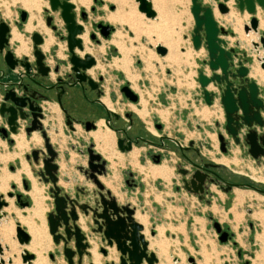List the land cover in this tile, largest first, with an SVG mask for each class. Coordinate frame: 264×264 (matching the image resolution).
I'll use <instances>...</instances> for the list:
<instances>
[{
	"label": "water",
	"instance_id": "water-1",
	"mask_svg": "<svg viewBox=\"0 0 264 264\" xmlns=\"http://www.w3.org/2000/svg\"><path fill=\"white\" fill-rule=\"evenodd\" d=\"M137 8L143 12L146 17L155 15L149 0H135ZM234 11L243 14L246 11L249 14L247 21L243 24V32L248 35L254 33L255 39H251L250 46L253 53L260 56L257 57L258 65L264 70V28H259V18L261 15L264 19V0H190V13L193 18V24L189 32V40L195 50L203 48L206 52V59L203 60V67L197 69V81L202 94V98L206 105H212L214 98L218 99L223 112V119L220 124L216 123V137L220 144V149L225 152L226 144L245 143L248 146V152L253 158H257L264 154V98L259 94L264 92V86L258 84L255 79L249 77V66L252 57H247L246 53L238 54L235 46L238 41L234 42V46L227 45L228 37H233L234 32L230 24L221 25L214 16V10L220 16L228 15L230 6ZM50 12H57L62 20L63 28L66 32L65 42L67 47L68 58L63 62L67 69L73 74L75 82L67 83L61 78L57 82L48 74L49 67L44 66L42 61L44 55L38 48L42 42V36L38 32L31 34L33 43L34 61H28L27 57L17 59L13 57L10 50L2 53V49L8 44V24L0 19V63L6 68L0 69V76L4 72L14 73L16 67H20L22 71L16 73V79L7 83L0 81L2 88V99L0 102V115L5 116L9 131L15 133L17 128V118L21 120H29L24 131L26 135L33 130L40 133L42 145L32 149L26 155V159L32 160L39 166L32 169V172L38 175L44 183H48L47 192L51 198V209L46 213V221L48 231L51 235L52 242L55 246L60 245L61 252L67 264H82L84 257L88 258V264H94L89 249V237L98 235L99 247L98 252L104 257L101 264H156L158 258L153 250L149 249V241L143 234V225L138 222L135 217V206L129 202H119L111 191L106 188L98 178V175L104 172V164L106 163L101 155L94 152L92 144L86 148V167L83 170L86 180L93 184V187L83 185L75 188L74 192L57 185L58 180V164L55 162L57 152L49 141V137L45 131L44 125L39 118L42 117V107L38 105V101H50L55 99L60 102V95L67 94L72 96L71 91H65L63 85L67 89L78 85L82 88L81 81H85L86 76L84 70L95 64V59L86 53L83 57L77 55L76 50L83 48V41L80 37L84 26L82 22H78L74 10V4L69 0H48ZM260 9V12L257 10ZM258 14V15H257ZM27 15L25 10L20 11L21 20ZM82 21L87 19V13L82 10L80 13ZM45 24L55 31L57 26L53 23L54 16L48 14L45 16ZM234 19H231V24ZM92 26L97 29L98 35L103 39L108 38L113 27L109 24L98 21ZM89 38L96 43L94 32H89ZM156 53L165 55L167 49L157 46ZM248 58L250 61H248ZM246 63V65L244 64ZM207 67V69H205ZM34 68L36 73H32ZM66 70V71H65ZM53 72H57V67L53 68ZM34 74V75H33ZM39 76L44 82L36 80L34 77ZM52 82L51 84H47ZM92 86L90 79L87 80ZM57 83H61L58 85ZM212 85L214 89H209ZM39 88L45 93L39 91ZM59 90V93L54 92ZM53 91V93L51 92ZM121 91L132 102H136L138 94L130 87L124 84ZM69 120L67 121V124ZM108 125V121L106 120ZM88 129L87 123H85ZM92 126V125H91ZM109 126V125H108ZM159 127V124H156ZM3 136H6V130L0 128ZM122 139H118V147L120 150H129L131 148L130 141L126 145H121ZM197 168L189 173L186 169L178 171L182 177L183 188L198 195L201 199L204 188L210 180L205 179V174L201 167L217 166L213 163H203L202 166L194 164ZM99 167L100 170L96 169ZM187 174L188 177H185ZM24 190L29 189V183L26 179H22ZM250 186V184H247ZM14 188V185L11 186ZM229 186L227 187V189ZM5 197L12 198L15 206L19 208L27 207L29 201L20 192L6 191L0 193V219L6 216L3 208L7 206ZM82 219L88 231L81 228L79 220ZM90 222L96 225V228L90 226ZM15 238L20 245H27L30 241V235L26 229L20 225L18 221L14 222ZM213 228L218 234L220 242L228 241V232L221 230L218 221L212 222ZM150 235H154L153 229H150ZM234 243V242H233ZM114 248L116 251V259H105L108 256V249ZM0 247V254H1ZM50 260L54 259L53 255L48 254ZM21 261L30 264L35 258L33 253L23 250ZM176 261V258L173 260ZM194 264V260L189 258ZM1 264V263H0ZM243 264H248L245 261Z\"/></svg>",
	"mask_w": 264,
	"mask_h": 264
},
{
	"label": "crops",
	"instance_id": "crops-1",
	"mask_svg": "<svg viewBox=\"0 0 264 264\" xmlns=\"http://www.w3.org/2000/svg\"><path fill=\"white\" fill-rule=\"evenodd\" d=\"M69 1L74 4V10L77 13L81 10H84L87 13V21L85 23L90 24L91 21L95 23L98 21H102L103 23L109 24L113 27L112 33L108 36V38L103 39L100 35H98L99 42L96 44L97 50L101 52V55H99L98 57H101V59L105 61H109L110 65L114 57H120L117 56L118 54H120V52L118 50V47H116V43L124 42L122 44H125V47H129L130 45V47L132 48L136 46L137 48L148 47L155 49V47L160 46L167 49L172 48L173 46L179 47L181 42L180 36H182V40H185L184 38L186 37L189 40V31L193 24V18L189 9L190 0H149L151 3L152 10L155 13L153 17H146L143 12H140L137 8V2L135 0ZM43 2L44 3L41 4V6L43 9L42 16L44 17V10L49 8L48 3H46V1ZM19 5V7L23 8L28 13V17L26 18L25 22L18 21L17 26H15L13 22L19 19L18 9L16 10V15L13 19L4 16L1 12V16L3 15L5 17L3 19H8L10 21L11 37L9 43L10 46L13 47L15 55L21 56L30 53V35L33 31H37L43 36V43L40 46L43 52L47 53L50 58L53 55L58 59H66L67 47L64 37L65 31L62 27L61 19H57L56 17V21L54 16L53 23L58 27V31H51L50 27L45 25L43 17H40V15L35 16V9H33L34 11L32 10V12H30L28 9L24 8L20 3ZM106 8H108V10H106ZM257 11L260 12V9H258ZM232 12L235 17L240 21L239 30H241V33L244 37H247V40L239 38L237 34V29L239 27L238 24L233 27V23L231 24L228 20L225 21L223 16L221 17L217 12L219 16H216L215 14L214 16L218 20L219 24L224 26L230 24L234 32L233 37L227 36L229 41L227 45L234 46V42L238 41L237 46H235L238 54L246 53L247 57L253 58L252 61H250V59L248 58V61H250L252 65L254 63L259 67L257 57L260 56L261 53L259 55H256L255 53H253V50L250 46L251 39H255L256 35L252 32L246 35L242 29V26L247 21L249 14L246 11H244L243 14H239L238 12L234 11L233 8ZM30 14H33L34 16L31 20L33 28L28 30L26 28V24L28 23ZM109 14L122 16L123 20L128 14L130 20L133 23V27L130 26L125 20L119 21L108 19L107 16ZM55 15H57V13H55ZM220 18H222V20ZM39 20L42 21L44 27L37 25V21ZM135 25L137 27H135ZM35 27L37 29H35ZM13 30L17 32L18 38H13ZM46 30H48L49 32L47 33ZM116 38H118L120 42ZM47 39H50V43L45 47L44 45ZM171 44L173 46H171ZM100 46L103 47L102 51L99 50ZM19 47L22 48V51L18 52L17 50ZM88 48H91L92 50L94 49V45H90L88 46ZM83 49L84 50L79 52V55H83V53H86L85 46ZM193 50L195 61H203V56L205 57V54H202V58H198L199 55H197L196 53L201 52V49L195 50L193 48ZM87 53L94 57L97 61L96 55H94L92 52ZM115 54L117 55L114 56ZM165 55H167V53ZM165 55L159 56L163 58ZM244 64L246 65V63ZM94 69L95 71L97 70L102 73V70L100 71L98 68H96V66ZM102 74L104 76V89L106 93L103 99L107 98L110 104H112L116 108V110L126 108L135 113L139 118V121H145V119L141 117L137 112V109H142L143 107L140 99L137 103L122 101V95L120 94L119 89L121 85L129 84L130 82L126 78L125 73L122 70L114 67L110 73L106 72ZM249 77L252 78V76L250 75V71ZM176 92L177 91L174 89L173 86H169L168 88H165V90L160 88L157 92L154 93L155 96L150 98L152 102L151 104L153 106H149L148 109V107H146L145 105L147 111L145 117L150 118L151 122H153L154 124L158 123L161 128L159 132H152L154 135L161 134L162 136L176 140L177 143L182 145H186L188 144V142L192 141L198 147L201 143L199 142V139L205 137L207 139L206 141L208 143L207 145H209V149L214 151L217 157L216 159L212 157H205L204 153L200 152L199 157H201L203 160H213L214 162L219 163L220 165L225 166L226 168H229L231 170H233V167L248 166L251 171L258 170L263 172V163H260L258 166H253L252 159L248 157L241 158L239 156L238 149L236 151L234 150V152L230 149V152L228 153H222L220 151L219 143L216 138V130L215 128H213V126H215L214 120L219 119L218 115L212 114L209 118L203 119L202 117H200V115L198 116V114L195 112L196 109L202 110L204 107L209 108L202 100L201 95L196 97L194 96L193 98H191V91H187L186 94L189 95L186 98V100H188V106H184L179 104V97L173 98L169 96L173 95V93ZM112 93L114 94V101H111L110 99V95ZM103 99L102 102L104 103ZM161 103H164V105H171L174 108L172 111L174 112V116L178 117L184 123L185 126L174 127L171 130L170 114L168 112L167 106H164ZM50 104L51 107L49 108V114L43 122L46 128V132L49 136L50 143L57 151V157L55 159V162L58 164L57 185L65 189H70L71 192H74L75 188L81 187L83 185H87L89 187L92 186L91 182L86 180L83 173L80 172V170L78 169V165L84 162V160L81 158V155L79 154V149L83 146L84 143L92 141L94 143L95 150L99 152L108 162V172L105 174V176L102 175L99 178L101 180L102 178L108 179L110 183L114 184V187L112 188H110L109 185L105 186L111 190V192L116 196L117 200L123 202H130L136 207V210L146 215L148 220L151 219V221L149 220V222L151 223V229L156 231L155 236H160V228L162 229V233H165L166 231L171 232V227L169 225L173 226L174 223L176 224V226L173 227H176L179 230H183L186 228L187 225L186 220L189 219V225H191L192 221L195 222L193 215L195 211L198 212L200 216L197 217L200 218L201 215L204 217L208 215L204 212L206 209L212 210L211 208L216 207L218 211L225 214L226 218L232 219V224L228 225L225 223V225H227L230 230L234 233V240L235 238L238 239L239 237L235 230L241 234H245L243 222L246 221L247 228L249 230L247 233L249 236V240H254L255 243L259 241L260 247L262 246V243L257 238V236L264 232V220L259 217H256L255 214L264 210L263 195L255 192L252 189L238 187H234L230 193H225L217 187L213 186L211 201L210 203H207L206 200H200L197 196L185 191L181 187V184L178 181L179 176L174 166V161L178 159L176 156L173 155L175 159H173V156H170V158L172 159L171 161L169 159H165L161 163L165 164L170 170V174L167 178H163L159 175H153L152 167L157 165L153 164L150 160L147 159L145 155V150L147 149V147L133 146L132 150L137 149L135 159L130 156V152L132 150L130 152H122L118 150L116 146V134L109 126L105 124L103 118L105 117L104 114H101L99 119L100 123H97V128L95 130L86 131L78 123H73V127L68 126L66 124L64 112L61 107L56 102H51ZM177 105H179V108L177 107ZM136 106H139L140 108H136ZM163 106L165 108H162ZM188 108H190V111L188 110ZM162 110L167 111V116L165 118H161L160 116V111ZM188 114L191 115L190 118L188 117ZM191 119L194 120L195 123H192ZM186 129L189 132H187ZM193 129L197 130L196 138H193L194 135L191 132ZM100 132L102 133L100 134ZM96 133L98 135L100 134L99 136L101 137H105L104 135L108 134L106 135L107 139L111 141L112 147L122 156V160L114 158L112 159V161H109L106 158L104 153H102L101 150L97 147V144L101 143L102 140H98L96 138ZM12 139L13 142L9 143L6 140L0 138V172L2 170L8 169V171L12 174L18 173L19 181L11 180L9 181V185L10 187L14 185V188L12 189L13 192L16 191L22 193V195L29 201L30 207L33 205V202L27 192L31 190L32 187H35L36 189L41 188L45 196V200L49 203L51 209V198L49 197L47 192V187L49 184L44 183L43 180L38 177V175L32 172V169H37L39 166L35 165L31 159H26V155L29 154L32 149L38 148L42 145V138L40 134L37 131H33L29 137H26L25 133L21 131L18 134L13 135ZM185 141L186 143H184ZM6 150H10L8 151L9 156H5L7 154L5 153ZM3 156H5L6 159H3ZM139 158H143V164H140ZM221 158L226 159L228 161V164L226 165L222 162H218V160ZM262 160H264V158H262ZM129 170L134 173L135 178H139L137 186L131 187L125 184V176L128 173H131ZM262 176L264 177V172ZM22 179H26V181L29 183L28 190H24L22 185ZM177 185H179V188L176 187ZM117 191L121 193L123 199L120 198V196H117ZM237 191L241 192V202H238L237 200ZM247 202H251L252 204H254V208H252V206ZM179 207L182 208V212L186 211V220H184V223L181 222L182 224H178L180 223V221L178 222L175 218L172 219L171 217L172 220L169 218L170 215L172 216L173 214H177V208ZM24 208L27 207H23L20 209L23 210ZM47 211L48 210H46V213ZM236 215L239 216L238 219L235 218ZM208 217L210 216L208 215ZM245 217H248V219H245ZM233 223H235V227L237 229L233 227ZM178 225L181 226L178 227ZM187 228H189V226H187ZM177 232L180 235L183 234L182 231ZM171 233L176 235L175 232ZM186 234L187 238L192 239L195 235L191 229L186 232ZM55 255L56 256L51 261L52 264H66L65 261H63L64 259L62 258V255ZM83 264H88L86 257H84L83 259Z\"/></svg>",
	"mask_w": 264,
	"mask_h": 264
},
{
	"label": "rangeland",
	"instance_id": "rangeland-1",
	"mask_svg": "<svg viewBox=\"0 0 264 264\" xmlns=\"http://www.w3.org/2000/svg\"><path fill=\"white\" fill-rule=\"evenodd\" d=\"M28 1L31 3L33 1L31 7L26 6V4H29V3L22 2L21 0H0V13L2 12L4 16L9 17L10 19H13L16 15V10L20 6L19 5V3H20L23 7L25 6V8L28 9L30 12H32V10L35 9V11L33 10L35 16L40 15V17H43L42 16L43 9H42L41 4L44 3L43 1H46V3H48V0H43V1L42 0H28ZM106 10H108V8H106ZM37 13H39V14H37ZM3 15H2V18H5ZM53 16H55V19H56V17H57V19L60 18L58 16V14L55 15V12L53 13ZM33 17H34L33 14H30L29 19L32 20ZM43 19H44V17H43ZM57 19H56V21H57ZM31 20H30V22H31ZM79 21H80V19H79ZM40 22H42V21H40ZM91 22H90V24L83 23V26L85 29L84 33H86V35L88 34L87 40H86V42H83V44L85 46V49H87V51L92 52L94 55H96V59H97L96 67L100 71L102 70V73H106V72L110 73L113 70L114 66L110 65L109 61H105V60L101 59V57H98L99 55H101V52H99L97 50V47H96L97 43L95 41L91 40L90 38H88L90 29H92ZM37 25H38V23H37ZM42 25H43V23H42ZM51 31H53V30H51ZM184 39L185 40H182V36H180L181 42H180L179 47L170 48V49H172L171 51H172V55L174 56V58H180L181 57L180 58L181 62H179L180 65H178V63L177 64L167 63L165 61L167 55H165L162 58L156 53L155 49H153V48L133 47L134 51H132V53H129V56H128L129 57V71L131 74L136 75L135 80L136 79L137 80L134 81V83L131 80H129V79L128 80L130 81L129 82L130 87H132V89L135 90V92L139 96V99L141 100V104L143 105L142 109L143 108L145 109V114H143V115L147 114L145 105H146V107H148V109H149V106H153L151 104L152 102H151L150 98L155 96L154 93L157 92L160 88L165 90V88H168L169 86H173L177 92L173 93V95H169V96L173 97V98L179 97V99H180L179 104L184 105V106L188 104V100H186L187 96H189L188 94H186L187 91H191V93H192V95L190 96L191 98H193L194 96L196 97V96L200 95V88H199V84L197 81V74H198L197 69L204 66L202 64L203 61H199V62L195 61L193 47L191 46V43L187 39V37ZM100 40H101V38H100ZM87 45L88 46L94 45V49L91 50V48H88ZM100 48H102V50H103L102 46H100ZM100 48H99V50H100ZM200 49H201L202 53L196 52L197 55H199L198 58H202V54H205V57L203 56V58L206 59L205 50L203 48H200ZM102 50H100V51H102ZM140 52L143 53L144 55H151L152 56V58H150L151 64H150L149 68L145 66V63L140 58ZM186 54L190 55L189 59L188 58L186 59V57L184 56ZM116 55L117 54H115L114 56H116ZM117 56H121V54H118ZM176 65H178V66H176ZM251 65L252 64L249 63L250 67H251ZM256 67L259 70H261L257 65H256ZM205 69H207V67H205ZM207 71H208V69H207ZM250 75H252L251 69H250ZM107 82H108V80H107ZM171 101H173V100H171ZM161 104L164 105V103H161ZM164 106H167L168 112L170 114L171 130L174 127H184L185 126L184 123L178 117L174 116V112H172L174 108L171 105H167V104H165ZM164 106L162 108H165ZM177 107L179 108V105H177ZM136 108H140V107L136 106ZM142 109H137V112L139 113V111ZM203 109H207L209 111V113H208L209 117L212 114H215V115H218L220 121H222L223 112H222V109L220 108V104L218 103V99L216 100V102L211 107H209V108L204 107ZM188 110L190 111V108H188ZM161 112H165L166 116H167L166 110H162V111H160V113ZM188 117L190 118L191 115L188 114ZM209 117H206L205 119H207ZM143 118L145 119V121L152 123L150 118L145 117V116H143ZM192 123H195L194 120H192ZM213 128H215V130H216L215 126H213ZM187 132H189V131L187 130ZM191 132L194 135L193 138H196L197 130L193 129ZM206 140L207 139L205 137L199 139V142H201L199 144V147H198L199 151L201 153H204L205 157H212V158L216 159L217 155L214 153V151L209 149V145H207L208 143ZM184 143H186V141ZM104 146H105V143H104ZM104 148L108 149V146L106 145ZM231 150H233V152H234V150L235 151L237 150V147L233 146V147H231ZM8 151H10V150L5 151V153H7L6 155L4 154L5 156H9ZM110 153H113L115 158L122 160V158H121L122 156L118 152H116L115 150H114V152H110ZM136 154H137V149H134L132 152H130V156L134 159L136 158ZM5 156H3L4 157L3 159H6ZM173 159H175L174 156H173ZM222 159L223 158L219 159L218 162H221ZM224 160H226V159H224ZM110 161H112V159H110ZM222 163H224V161ZM162 166L166 167V169L168 170V172L170 174V170L167 168V166L165 164H161L158 167H162ZM0 167H1V165H0ZM238 168L240 169V167H233L234 170H237ZM139 169H140V166H139ZM11 174L12 173L9 172L8 169L2 170L0 172V175H3L6 178V181H4V184L7 185V188L4 192H2L4 194L6 191H13L9 185V181H11V180L19 181L18 173L12 174V175ZM9 175H11V176H9ZM251 175L253 176L254 179L261 180V179H259V177H261V176H255V174H253V173ZM7 176H8V178H7ZM262 178H264V177H262ZM102 181L104 182L105 185H109L110 188L114 187V184L110 183V181L108 179L102 178ZM27 193L30 196V198L32 199L30 190ZM35 195H37V197H38V200H37L38 214L32 218V221L34 223H36L38 226H40V229L42 226V229H41L43 231L42 235L46 239V241L44 239L45 249L42 250V252H41L42 262H43L42 264H52V262L48 256V253L49 254L51 253L53 255V257L56 256L55 254L62 255L61 252H57V249L60 250L61 246L60 245L54 246V243L52 242V239H51V235L48 231V225H47L45 215H46V210L49 211L50 206H49V203L46 202V200H45V196L42 192V189L41 188L36 189ZM117 196L118 197L120 196V198L123 199V197L119 191H117ZM6 198L7 197H5V199ZM7 199H9V198H7ZM247 203H249V202H247ZM249 204L252 206V208H254V204H252L251 202ZM7 207H8V204H7V206H5L3 208V211L6 212V216H4V218L0 219V224H2L4 226L6 225V227H9L10 228V234H9V241L8 242H5L0 237V247L2 250L1 254H0V260H2L5 264H11L12 260L15 259V260H17V262L19 264H25V263H22L20 254L22 253L23 249L28 250L25 246H27L29 243L27 245L18 244V242L15 238L14 222L18 221L20 223V217L25 216L24 212L26 209L30 208V205L27 206V208H24L23 210H21L20 208L16 207L13 204V199H12L11 207L13 208V210L12 209L8 210ZM170 208H171V206H170ZM211 209L212 210L206 209L204 211L205 214H208L210 217H208V215L205 217L201 215V217L198 218L197 216H200V215L198 214L197 211H195V213H193L195 222L192 221L191 225H189L190 224L189 219L186 220V211L182 212L181 207L177 208V214H173L172 216L170 215L169 218L171 219V217H172V219L175 218L178 222L180 221V223H178V224H182L181 222L184 223V220H186V222H187L186 228L183 230H179L176 227H173V226H176L175 223L173 226L169 225L171 227L170 231L175 232V234L177 236L172 234L169 231L162 233L161 228L159 229L160 236H155L156 235L155 230H154V235L151 236L150 235L151 223L149 222V220L151 221V219L148 220L146 215H144V214H142V212L138 211L141 215H144V217H145L144 223H145L146 229H147L145 238L148 239V241H149V246H148L149 249L153 250L155 255L158 258V262L156 264H193L191 261H189V258H192L194 260V264H243L245 261H247L248 264H264V257L260 253L262 246L260 247L259 241H257L258 243L257 242L255 243L254 240H251V241L249 240V238H248L249 236L247 234L249 230L247 228L246 221L243 222L244 228H245L244 229L245 234L244 233L241 234L235 230V232L239 236L238 239L235 238V240H234V238H233V239H229L227 242H220L218 240V235L213 228L211 219L218 221L220 223V225L221 224L224 225L225 223L229 225V224H232L233 221L231 218H226L225 214L218 211V209H216V207H213ZM255 215H262V218L264 220V210L260 211L259 213L255 214ZM238 217H239L238 215L235 216L236 219H238ZM245 219H248V217H245ZM190 220H191V218H190ZM79 223H80L82 229H85V231H88V227L86 226V224L84 223V221L82 219L79 220ZM22 225H24L27 233L30 235V238H31L33 236L31 231L28 230L26 224H22ZM179 226H181V225H178V227ZM187 226H189V228H187ZM233 227H235V223H233ZM190 229L195 234L193 239L187 238L186 232H188ZM177 231H182L183 234L180 235ZM261 234H264V232ZM49 236H50V238H49ZM46 237H48V238H46ZM89 243H91V248L89 249V251L91 253L92 262L94 264H101V261L104 260V257L98 252L99 238L91 236V237H89ZM108 251H109L108 256L105 259H116L117 260V257H116L117 254H116V251L114 250V248H108ZM158 252H160V253H158ZM33 254L35 255V253H33ZM62 258H63V256H62ZM175 258H176V261H173ZM63 261H65V260H63ZM87 261H88V258H87ZM65 263H66V261H65ZM30 264H34V260H31ZM55 264H57V263H55Z\"/></svg>",
	"mask_w": 264,
	"mask_h": 264
},
{
	"label": "flooded vegetation",
	"instance_id": "flooded-vegetation-1",
	"mask_svg": "<svg viewBox=\"0 0 264 264\" xmlns=\"http://www.w3.org/2000/svg\"><path fill=\"white\" fill-rule=\"evenodd\" d=\"M21 10H24V9L21 7H18V18L19 19L13 22L15 26H17L18 21L25 22L26 18L28 17V13H27L25 19L21 20V17H20V11ZM81 11H79L78 13L75 11V13H76L77 21L79 23L82 22V24H83L87 21V19L85 21H82V17L80 15ZM53 13L54 12H51L52 15H53ZM55 13H57V12H55ZM48 14H50L49 9H45L44 10V18ZM0 19L4 20L9 26L8 44L4 46V48L2 49V53H4L6 50H10L13 53L14 58L22 59L23 57H27L28 61L33 62L35 58L33 56V43L31 40V35H30V40H31L30 53L25 54V55H21V56H16L14 53L13 47L10 46V43H9L10 42L9 40L11 37L10 21L8 19L7 20L3 19L1 16V13H0ZM79 19H80V21H79ZM44 23H45V19H44ZM94 23L91 22L92 29L90 30V32H94L96 34V38H98V33H96L97 29L95 28V26H92V24H94ZM62 27H63V24H62ZM55 31H58V27ZM33 32H37V31H33ZM83 33H84V31H82V34ZM111 33H112V31H110V35H111ZM65 34H66V32H65ZM87 36H88V34H87ZM80 37H81V35H80ZM42 43H43V36H42L41 44ZM41 44L38 45V48L41 51V53L44 55V58L42 61L44 62V66L49 67L48 74L53 79V82L54 83L57 82L58 78H61L62 81H65L67 83L75 82V80L73 78V74H72V72H70V70H67V72L64 73V69H67L69 67V66H66L65 63H63L68 58V53H67L66 59H58V58L54 57L53 55L50 58L47 53H45L41 50V48H40ZM83 48H84V44H83ZM83 48H82V50H83ZM82 50H80V51L76 50L77 55L80 57H83V55L86 54V53H83V55H79V52H81ZM0 59H1V56H0ZM95 66H96V60H95L94 65H92L90 68H87L84 70L83 73L86 76V79H85V81H81L82 88L79 87L78 85H75L74 87H70V89H67L65 84L57 83L58 85H60V84L63 85L65 91H68V92L71 91L73 94L72 96H68L67 94L63 93L60 95V102H57L55 99L50 100V101H44V100L40 99L37 102L38 105L42 107V117L39 118V120L43 125H44L43 121L45 120V118L49 114V108L51 107L50 106L51 102H56L61 107V109L64 112L66 124H67V121L69 120V122H68L69 124H67L68 126L73 127L72 126L73 123H78L86 131L95 130L97 128V123L99 122L101 114H104L105 117H103V118H104L105 124H106V120H107L109 127L116 134V146H117L118 150H120L118 147V144H117L118 139H122L121 145H123V146L126 145L127 141H130V144H131V148L129 150H120L122 152H130L132 150L133 146L134 147H141V146L147 147V149L145 150V155H146L147 159L150 160L153 164L157 165V167L160 166L159 164H161L165 159H169L171 161L172 159L170 158V156H173V155L176 156L178 159H176L174 161V166H175L176 172L178 173V176H179L178 181H180L182 188H183V183H182L181 179L184 176H182L180 174V172L178 171L179 169H186L189 171V173H191L192 171H194L197 168L194 164L202 166L203 163H213V164L217 165V166L201 167L202 172L205 174V179L210 180V182L206 184V188H204L201 199L198 196V195H200L199 193L194 194V193L187 191L186 189L183 188L185 191L190 192L193 195L197 196L200 200H206L207 203H210L211 195L213 193V189H212L213 186L217 187L218 189H220L221 191H223L225 193H230L234 187L247 188V189H252L255 192L264 196V182L262 180L254 179L253 176L251 175L253 173V174H255V176L263 177L262 175H263L264 170H263V172L258 171V170H252L251 171V169L248 166H239L240 169L238 168L237 170H234V169L231 170L229 168H226L225 166L220 165L219 163L214 162L213 160H210V159L203 160L201 157H199L200 151H199L198 146H196L194 144V142L190 141V142H188V144L182 145V144L177 143L176 140L162 136L161 134L154 135L153 134L154 132H156V131L159 132L161 130L160 126L157 127L156 124H154L153 122L149 123L147 121H139V118L137 117V115L135 113H133L132 111L126 109V108L121 109V110H116V108L112 104H110V102L107 98H106V100L109 102L110 105H108V106L105 105L102 102V99H103V97H105V94H106L105 89H104V76L101 72L95 71V69H94ZM54 67H57V72H53ZM5 68L6 67L2 63H0V69H5ZM14 71H15L14 73H10V74L4 72L3 75L0 76V81L3 83H7V82H10L13 80H17L16 79V73L22 71V69L20 67H16ZM31 71L34 74L36 73L34 68H32ZM34 78L40 82H44V79L42 77L35 76ZM88 79L91 80L92 86L89 85V83L87 82ZM51 83L52 82H48L47 84H51ZM261 84L263 85V83H260V85ZM123 85H121V87ZM121 87L119 90H120V94L122 95V101L132 102L121 91ZM2 88H3V86H0V102L2 99V93H3ZM212 89H214V87ZM39 91L42 93H45V91L40 89V88H39ZM51 92L53 93V91H51ZM54 92L59 93V90L57 89ZM200 95L202 97L201 91H200ZM259 95L262 98H264V92L263 91H261ZM110 99H111V101H114V94L113 93L110 95ZM138 100H139V96H138L137 101L132 102V103H137ZM202 100H203V98H202ZM216 100H217V98H214L212 105L216 102ZM212 105H206V106L211 107ZM220 108H221V106H220ZM262 115L264 117V112L262 113ZM16 121L18 123L17 128H16L17 130L15 133H13V132L9 131V129H8V125H7L5 116L0 115V128L5 129L6 133H7L6 136H3V134L0 132V138L6 140L9 143H12L13 142V139H12L13 135L18 134L21 131H23L25 133L24 128L26 127L29 120L28 119L27 120H21V119L17 118ZM214 122H215V124L216 123L220 124L222 121H220V119H215ZM85 123H87V125L89 127L88 129H86ZM44 127H45V125H44ZM216 130H217V128H216ZM33 131H36V130H33ZM33 131H31L29 133V135H26V133H25V136L29 137ZM45 131H46V128H45ZM49 141H50V139H49ZM218 143H219V141H218ZM91 144H92V149L94 150V152H97L95 150V146H94V143L92 141H89L88 143H84L83 146L79 149V154L81 155V158L84 160V162L78 165V169L80 170V172L83 173V175H84L83 170L86 167V156H87L86 148ZM97 145L104 146V144L102 142L98 143ZM233 146L237 147V149L239 150V156L241 158L248 157V158L252 159L253 166H258L260 163L264 164V160H262V158H264V154L260 155L257 158H253L249 154V152H248L249 148H248V146L245 145V143L233 144V145L226 144V151L225 152H223L220 149V144H219V149L222 153H228V152H230V149ZM106 151H107V148H106ZM97 153H99V152H97ZM101 158L104 159L106 162L104 164L105 170H104V172H102V174L98 175V178L102 175L105 176V174L108 172V168H107L108 162L102 155H101ZM114 158L115 157H112V159H114ZM139 162H140V164H143V162H144L143 158H139ZM96 169L100 170L98 166L96 167ZM129 171L131 173L130 174L128 173L124 178L125 184L127 186H131V187L137 186L138 182H139V178H135L134 173H132L131 170H129ZM188 175L189 174H187L185 177H188ZM99 180L105 186L104 182H102V180L100 178H99ZM247 184H250V186H248ZM228 186H229V188L227 189ZM90 187H93V184ZM176 187L179 188V185H177ZM106 188H108V187H106ZM14 193H16V191H14ZM117 201H119V200H117ZM119 202L125 203L127 201H125V202L119 201ZM135 211H136V207H135ZM211 221L213 222L215 220L211 219ZM90 226L93 228H96V225H94L92 222H90ZM221 230L222 231L226 230L228 232V240L234 238V233L230 230V228L227 225L221 224ZM93 236L96 238H99L98 235H93Z\"/></svg>",
	"mask_w": 264,
	"mask_h": 264
},
{
	"label": "bare ground",
	"instance_id": "bare-ground-1",
	"mask_svg": "<svg viewBox=\"0 0 264 264\" xmlns=\"http://www.w3.org/2000/svg\"><path fill=\"white\" fill-rule=\"evenodd\" d=\"M22 2H26V3H29V4H26V6H28V7H31V5H32V3H33V1H32V3L31 2H29L28 0H21ZM120 1V0H119ZM119 1H118V3H119ZM82 3V2H81ZM231 3L232 2H228V5L230 6V12H229V15H227V16H223V18L225 19V21L226 20H228L229 22H231V19L233 20L234 19V22H233V27H235V25L236 24H238L239 25V27H238V29H237V34H238V36H239V38H241V39H243V40H247L246 38L247 37H244L243 35H242V33H241V30H239V28H240V21L235 17V15L233 14V12H232V7H231ZM123 5V4H122ZM118 7H119V5H118ZM24 8H25V6H24ZM120 10V9H119ZM123 10V9H122ZM214 14L216 15V16H219L218 14H217V11L216 10H214ZM126 18H124V20L125 21H127L128 22V24L130 25V26H132L133 27V23H132V21L130 20V17L128 16V14L125 16ZM222 17V16H221ZM107 18L108 19H110V20H119V21H124L123 20V17L122 16H119V15H114V14H109L108 16H107ZM106 18V19H107ZM258 18H259V28H264V19H263V17L261 16V15H258ZM221 20H222V18H220ZM30 20L31 19H29L28 20V23L26 24V28L28 29V30H30V29H32L33 28V26H32V24H31V22H30ZM38 25H40V26H42V27H44L43 25H42V22H40V21H38ZM135 27H137L136 25H135ZM35 29H37L36 27H35ZM39 29H41V28H39ZM42 31V30H41ZM47 31V33L49 32L48 30H46ZM12 34H13V38H18V34H17V32L15 31V30H13L12 31ZM120 34V33H119ZM118 34V35H119ZM81 38H82V41L83 42H86V40H87V35H86V33H84V34H82L81 35ZM117 40H118V38H116ZM134 39V38H133ZM53 40V39H52ZM119 41V40H118ZM122 41V40H121ZM45 42V41H44ZM120 42V41H119ZM50 43V39H47L46 40V43H45V47L48 45ZM122 43H124V42H122ZM122 43H116V47H118V50H119V52H120V54H121V56L120 57H114V59L112 60V63H111V65L112 66H114L115 68H118V69H120V70H122L124 73H125V75H126V78L127 79H129V80H131L133 83H134V81H136L135 80V77H136V75H133V74H131L130 73V71H129V53H132V51H134V49L132 48V47H130V45H129V47H125ZM127 46V45H126ZM171 46H173L172 44H171ZM136 47V46H135ZM139 47V46H138ZM175 46H173L172 48H174ZM84 50V49H83ZM100 50H102V48H100ZM172 49H168L167 48V56H166V62L167 63H173V64H177L178 63V65H180L179 64V62H181V57L180 58H174V56L172 55V51H171ZM18 52L19 51H22V48H18V50H17ZM24 51V50H23ZM85 51H86V53L87 52H89V51H87V49H85ZM142 52V51H141ZM140 52V58L143 60V62L145 63V66L146 67H150V64H151V60H150V58H152V56L151 55H144L143 53H141ZM185 57H186V59L188 58L189 59V57H190V55L189 54H186V55H184ZM184 63V62H183ZM178 65H176V66H178ZM136 74V73H135ZM251 74L253 75H251L259 84L260 83H263V85H264V70H259L257 67H256V64H254L253 63V65L251 66ZM132 83V84H133ZM134 85V84H133ZM132 88V87H131ZM208 88L209 89H212L213 87H212V85H209L208 86ZM142 99V98H141ZM103 101H104V103L108 106V105H110L109 104V102L106 100V98H104L103 99ZM141 101V100H140ZM195 112L198 114V116L200 115V117H202V118H206V117H209V111L207 110V109H202V110H195ZM140 116H145V115H143V114H145V109L143 108L142 110H140L139 111V113H138ZM160 116H161V118H165L166 117V113L165 112H161L160 113ZM102 131V130H101ZM99 132V131H98ZM102 132H100V134H101ZM110 133V132H109ZM99 134V135H100ZM104 134V133H103ZM94 135V134H93ZM97 133H96V138L99 140V139H101L102 140V143L104 144L105 143V146L107 145L108 146V149H107V152H106V149L104 148L105 146H102V145H97V147H98V149H100L101 150V152L102 153H104V155L106 156V158L110 161V159H112V157H115L114 156V154L113 153H110V152H114V149L112 148V144H111V141H109L108 139H107V136L106 135H108V134H105L104 136L105 137H101V136H99ZM94 137V136H93ZM36 138V137H35ZM109 141V142H108ZM113 141V140H112ZM110 145V146H109ZM122 158V157H121ZM224 161V164H228V161L227 160H224V159H222L221 160V162H223ZM153 169H152V174L153 175H159V176H161V177H163V178H167L168 177V175H169V172H168V170L166 169V167H164V166H162V167H157V166H153L152 167ZM145 171V170H144ZM5 175V174H4ZM12 175V174H11ZM11 175H9V176H11ZM13 177V176H12ZM149 177V176H148ZM157 177V176H156ZM7 178H8V176H7ZM259 179H261V180H263L264 181V178H262V177H259ZM4 181H6V178L3 176V175H0V193H2V192H4L5 190H6V188H7V185L6 184H4ZM30 192H31V196H32V202H33V205L30 207V208H28V209H26L25 210V216L24 217H20V225L22 226V227H24V225H22V224H26V226H27V228H28V230H30L31 231V233L33 234V236L30 238V241H29V244L27 245V246H25L28 250V252L29 253H35V258L33 259L34 260V264H42L43 262H42V256H41V252H42V250H44L45 249V244H44V236L42 235V233H43V231L41 230L42 229V226H41V229H40V226H38L36 223H34L33 221H32V218L34 217V216H36L37 214H38V206H37V200H38V197H37V195H35V192H36V188L35 187H32L31 188V190H30ZM238 192V191H237ZM251 195V194H250ZM8 198V197H7ZM5 199L7 202H8V207H7V209L8 210H13V208L11 207V204H12V198H9V199ZM256 198V197H255ZM241 199H242V197H241V192H238V202H241ZM14 204V203H13ZM237 206V205H236ZM255 216H257V217H259V218H261L262 220H263V218H262V215H255ZM134 217H135V219L136 220H138V222H140L142 225H143V227H144V229H143V234H144V236H146V225H145V223H144V220H145V217H144V215H141L139 212H138V210H136L135 211V214H134ZM25 228V227H24ZM9 234H10V228L9 227H6V225L4 226V225H2V224H0V237L2 238V240H4L5 242H8L9 241ZM46 238H48V237H46ZM257 238L261 241V243H262V247H261V254H262V256L264 257V234H259L258 236H257ZM45 241H46V239H45ZM19 244V243H18ZM155 247V246H154ZM24 250V249H23ZM22 250V251H23ZM26 250V249H25ZM158 253H160V252H158ZM21 255V254H20ZM0 263L1 264H5L2 260H0ZM11 264H19L18 262H17V260H15V259H13L12 260V262H11Z\"/></svg>",
	"mask_w": 264,
	"mask_h": 264
}]
</instances>
